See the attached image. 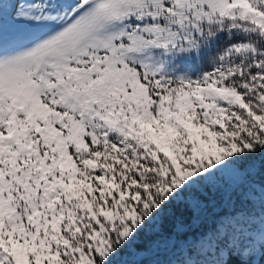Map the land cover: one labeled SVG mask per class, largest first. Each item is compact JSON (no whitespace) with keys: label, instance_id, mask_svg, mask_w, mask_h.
Wrapping results in <instances>:
<instances>
[{"label":"snow or ice","instance_id":"1","mask_svg":"<svg viewBox=\"0 0 264 264\" xmlns=\"http://www.w3.org/2000/svg\"><path fill=\"white\" fill-rule=\"evenodd\" d=\"M0 264H264V0H0Z\"/></svg>","mask_w":264,"mask_h":264}]
</instances>
